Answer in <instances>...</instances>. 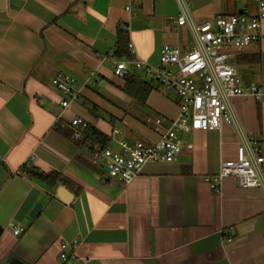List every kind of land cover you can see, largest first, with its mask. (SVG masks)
<instances>
[{
	"label": "crops",
	"instance_id": "1",
	"mask_svg": "<svg viewBox=\"0 0 264 264\" xmlns=\"http://www.w3.org/2000/svg\"><path fill=\"white\" fill-rule=\"evenodd\" d=\"M182 7L202 23L238 12L240 4L0 0V264H62L64 243L85 264H264V190L242 189L225 178L216 192L209 183L221 161L236 154L234 128L193 133L187 139L193 148L178 161L148 163L129 185L98 180L92 152L71 136L70 121L83 114L98 129L104 107L115 118L109 120L113 127L125 118L117 117L120 112L127 114L105 95L126 94L124 78L114 74L117 61L130 60L114 54L118 29L128 31L135 57L158 67L162 46L176 43L174 20ZM257 50V63L237 60ZM233 62L243 85L260 90L235 103L242 128L261 142L264 154V25L259 41L236 52ZM58 72L77 80L67 108L60 103L69 98L52 85ZM154 86L142 105L146 111L140 110L145 118L134 116L144 125L180 114ZM61 120L67 127L57 125ZM28 167L61 172L81 192L62 184L48 188L22 171ZM15 228L24 231L15 235Z\"/></svg>",
	"mask_w": 264,
	"mask_h": 264
},
{
	"label": "built area",
	"instance_id": "2",
	"mask_svg": "<svg viewBox=\"0 0 264 264\" xmlns=\"http://www.w3.org/2000/svg\"><path fill=\"white\" fill-rule=\"evenodd\" d=\"M239 11L220 14L211 21L198 23L189 10L174 20L176 43L160 49V66H151L135 57L131 45L128 48L133 58L119 60L115 76L124 78L128 62L145 74L177 104L180 114L175 119L158 116L146 120V127L156 139L146 141H115L105 149L92 152L93 162L101 170L98 180L106 183L115 179L129 185L141 176L148 163H172L179 160L184 149H192L187 135L197 131L221 130L224 125L234 128L238 145L234 158L221 161L219 172L209 179L210 187L218 192L221 181L232 178L242 189L264 190V154L262 144L241 126L236 98L260 96L254 83L243 85L238 67L233 59L236 52L248 48L260 39L264 25V0H236ZM77 80L67 73L58 72L52 85L69 99L60 103L67 108L76 96ZM89 122L81 117L73 118L69 127L72 138L80 140ZM119 133L113 130V135ZM24 228H15L20 235ZM228 233V232H226ZM225 237L229 239L227 234ZM70 245L64 243L59 254L62 264H85L67 253Z\"/></svg>",
	"mask_w": 264,
	"mask_h": 264
},
{
	"label": "trees",
	"instance_id": "3",
	"mask_svg": "<svg viewBox=\"0 0 264 264\" xmlns=\"http://www.w3.org/2000/svg\"><path fill=\"white\" fill-rule=\"evenodd\" d=\"M118 41L116 50L114 52L117 58L132 59L133 56L128 48V31L124 28H119L117 31ZM237 60L247 61L248 63H257L260 57V51H255L246 57L244 54L239 53L236 55ZM125 86L122 90L138 103L146 106L147 98L150 93L155 89L154 83L145 81L142 77L136 73L128 72L124 76ZM258 114L260 117V106L258 107ZM111 120V119H110ZM58 126L67 127V123L59 121ZM80 145L85 146L91 152H95L99 149H105L112 143V136L107 134L96 126L89 123L88 128L84 131L83 137L80 140H76ZM22 171L31 179H34L48 188H54L57 185H65L68 188L74 190L75 195H79L81 188L78 187L72 180L67 178L63 173L58 171L44 172L36 167L22 168Z\"/></svg>",
	"mask_w": 264,
	"mask_h": 264
},
{
	"label": "rangeland",
	"instance_id": "4",
	"mask_svg": "<svg viewBox=\"0 0 264 264\" xmlns=\"http://www.w3.org/2000/svg\"><path fill=\"white\" fill-rule=\"evenodd\" d=\"M131 69L134 70L133 67ZM140 76L145 81L150 80V78L143 73H141ZM95 89H98V87H95ZM160 93L166 97H168L170 95L166 90H163V89ZM105 95L111 101L117 103L118 106H121L124 110H126L127 114H125V112H123V113L120 112L119 115H117V117L124 116L125 118L122 121H118L116 126L113 127L109 123L110 111L108 108L104 107V109H102L101 111L98 112V114L101 116V119L98 120L96 123L97 126L102 131H104L107 134L112 135V128H117L119 133L114 135V140L117 142L122 141V140H134V141H143L144 142L147 139H155L156 138L155 134L152 131H150L146 127V125H144L141 122V120H139V119L145 118V114H142L143 112L140 111V110H145V109H143L142 104L138 103L137 101H135L130 96H128L124 93H119L117 91L114 94H108L106 92ZM147 112L150 113L149 109L147 110ZM134 116H137L139 119H136ZM83 117L85 119L91 120L93 122L95 121V120H92L88 114H83ZM114 120H115V118H111L112 123L115 122ZM190 136L191 135H187L186 136L187 139Z\"/></svg>",
	"mask_w": 264,
	"mask_h": 264
},
{
	"label": "water",
	"instance_id": "5",
	"mask_svg": "<svg viewBox=\"0 0 264 264\" xmlns=\"http://www.w3.org/2000/svg\"><path fill=\"white\" fill-rule=\"evenodd\" d=\"M33 216V215H32Z\"/></svg>",
	"mask_w": 264,
	"mask_h": 264
}]
</instances>
